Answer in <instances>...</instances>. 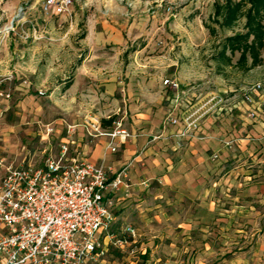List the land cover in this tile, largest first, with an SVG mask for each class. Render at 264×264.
Here are the masks:
<instances>
[{
  "label": "rangeland",
  "instance_id": "1",
  "mask_svg": "<svg viewBox=\"0 0 264 264\" xmlns=\"http://www.w3.org/2000/svg\"><path fill=\"white\" fill-rule=\"evenodd\" d=\"M214 1L71 0L59 11L45 9L44 0H0V156L40 159L67 135L91 144L101 136L91 138L87 128L113 115L116 122L102 128L126 130L136 119L130 105L156 86L163 112L149 142L162 140L172 153L198 144L207 158L200 201L169 187L153 194L149 183L142 206L132 199L113 209L111 231L126 237L131 225L135 252L110 246L107 261L264 264V140L246 144L243 128L264 123V104L254 120L240 101L242 89L264 83V48L262 63L248 71L235 66L238 53L231 65L216 60L231 31H209ZM166 77L183 92L176 108L167 100L172 91L162 86ZM172 108L180 121L199 116L197 129L186 137L169 134L178 129L163 127ZM46 125L53 127L49 134ZM213 132L215 150L196 142ZM202 201L204 208L213 205L214 216L194 222Z\"/></svg>",
  "mask_w": 264,
  "mask_h": 264
},
{
  "label": "built area",
  "instance_id": "2",
  "mask_svg": "<svg viewBox=\"0 0 264 264\" xmlns=\"http://www.w3.org/2000/svg\"><path fill=\"white\" fill-rule=\"evenodd\" d=\"M70 4L71 0H44L45 9L66 10ZM179 85L175 78L162 80V86L172 91L167 100L174 108L183 94ZM240 101L245 115L255 120L264 104V83L242 89ZM174 108L163 127H178L169 134L186 137L197 129L199 116L190 114L180 121ZM52 131L46 125V133ZM87 134L123 140L129 136L124 128L105 131L97 121ZM251 139L264 140V132ZM232 141L225 144L230 146ZM74 145L67 135L56 151L47 146L40 159L33 154L21 161L0 159V264H108L110 246H128L130 255L135 252L130 246L132 227L124 229L126 237L111 231V195L126 184L127 167L112 173L108 167L90 163Z\"/></svg>",
  "mask_w": 264,
  "mask_h": 264
},
{
  "label": "crops",
  "instance_id": "3",
  "mask_svg": "<svg viewBox=\"0 0 264 264\" xmlns=\"http://www.w3.org/2000/svg\"><path fill=\"white\" fill-rule=\"evenodd\" d=\"M143 94L144 97L140 101H136V103L132 102L133 104L130 105L136 119L134 120V125L126 129L129 136L125 140L120 137L111 139L109 136L103 135L94 140L92 139L93 142L91 144L86 142L80 143L76 140L74 141V147L76 150H80L90 163L93 162L108 167L112 173H116L120 168L127 165L126 184L121 185L111 195L113 198V209L119 204L123 206V204L132 199L136 203H139L135 204L139 208L140 203L146 200V191L149 183L153 185V194H158L162 187H169L176 189L182 196L191 198L193 203L195 202L194 199L200 201V197L204 195L203 192L206 188L202 187L201 177L204 162H207L206 156L202 154L203 152L198 148V144L192 145L188 149L190 152L179 151L172 153L170 152L171 149L164 145V141L162 142V140L149 142L150 137L155 135L153 132L156 131V126L161 122L163 106L160 103L162 99L161 94L156 92V86L151 87L150 91H146ZM149 100L151 102L154 101V103H149ZM137 122L139 123L137 124ZM263 126L264 123L252 125V128L243 127L246 144H249V141L256 135V132H261L262 128H264ZM135 130H137L136 136H134ZM215 135L216 133L213 132L212 139L209 138L206 141L196 142L215 150L220 145L218 140L214 138ZM261 143L262 147H264V141H261ZM111 146L115 147L114 151L111 150ZM1 158L9 159L8 157H4V155L0 156ZM1 172L2 169L0 168V174ZM143 181L146 183L143 184ZM203 202H199L196 210L193 211L194 222H199L200 218L203 220L205 216L208 218L214 216L212 211L214 210L213 205L209 203L207 208H204ZM128 226L132 227L131 225ZM108 262L115 264L114 260Z\"/></svg>",
  "mask_w": 264,
  "mask_h": 264
},
{
  "label": "trees",
  "instance_id": "4",
  "mask_svg": "<svg viewBox=\"0 0 264 264\" xmlns=\"http://www.w3.org/2000/svg\"><path fill=\"white\" fill-rule=\"evenodd\" d=\"M241 19V30L234 31ZM211 22L213 26H207L211 33H215L216 28L231 31L220 40V50L214 56L216 60L231 65L232 56L238 53L235 66L242 71H248L262 63L264 0H215ZM115 118V115L102 118L101 127H111L116 122Z\"/></svg>",
  "mask_w": 264,
  "mask_h": 264
}]
</instances>
